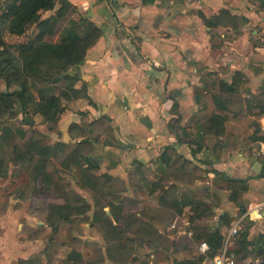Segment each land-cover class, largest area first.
I'll return each mask as SVG.
<instances>
[{"label": "crops", "instance_id": "obj_1", "mask_svg": "<svg viewBox=\"0 0 264 264\" xmlns=\"http://www.w3.org/2000/svg\"><path fill=\"white\" fill-rule=\"evenodd\" d=\"M67 1L72 20L89 19L102 36L74 69L87 96L63 100L58 120L37 129L51 146L88 138L96 168L87 177L98 189L74 164L57 175L49 166L85 209L52 225L46 205L67 200L19 197L28 175L13 179L10 166L0 178V264H204L198 245L207 242L194 236L219 232L224 243L236 222L227 251L264 261V116L242 101H264V0ZM235 73L240 103L222 112L213 82L232 85ZM216 113L226 120L215 136ZM184 203L181 213L172 206ZM130 247L125 261L118 248Z\"/></svg>", "mask_w": 264, "mask_h": 264}, {"label": "trees", "instance_id": "obj_2", "mask_svg": "<svg viewBox=\"0 0 264 264\" xmlns=\"http://www.w3.org/2000/svg\"><path fill=\"white\" fill-rule=\"evenodd\" d=\"M47 12L52 14L43 18ZM75 13V7L67 0H0V121L7 115L16 116V107L19 105L22 116L38 115L42 122H53L64 111L63 100L70 101L87 96L85 84L79 89L74 88L80 76L72 73L82 65L86 51L102 36V30L89 19L72 20ZM30 28L32 32L24 42L9 44L4 39L5 33L22 37ZM57 35L58 40L55 41L54 36ZM239 80V74L235 73L232 85L221 81L213 82L214 92L211 97L216 108L226 112L227 104L240 103L236 87ZM61 83H64L62 88L59 87ZM1 86H4L3 90ZM242 101L250 112L254 108L258 116H264L263 100H256L254 103L246 99ZM225 120V115H211L208 120V133L215 136L222 133ZM75 128V125L71 127ZM257 139L264 141V137ZM42 140L43 136L35 130L27 132L22 127L12 129L0 124V178L8 177L10 166H13L10 173L13 179L23 173L27 174L28 181L19 185L15 192L21 198L33 196L37 200V206L45 204L49 197L66 199L64 206L46 205L48 219H52L48 221L53 225V219H65L73 211L75 199H79L70 190L62 192L65 185L61 179L52 177L47 168L52 166L53 173L57 175L59 171L65 173L74 164L80 170L84 184L91 191L97 192L96 184L87 177L96 165L88 156L92 150L88 138L78 143H57L53 146L42 145ZM103 178L110 179L107 175ZM184 205L185 203L179 207L172 206L176 212L181 213ZM187 205L192 208L196 206L197 209L200 207V204ZM75 210L85 211L77 206ZM117 219L118 216L115 220ZM119 233L120 231L113 228L111 235L114 237ZM107 234L110 235L109 230L104 232L105 236ZM203 240L210 246L211 256L223 244L219 232L194 236L197 243ZM118 250L123 251L125 248Z\"/></svg>", "mask_w": 264, "mask_h": 264}, {"label": "rangeland", "instance_id": "obj_3", "mask_svg": "<svg viewBox=\"0 0 264 264\" xmlns=\"http://www.w3.org/2000/svg\"><path fill=\"white\" fill-rule=\"evenodd\" d=\"M47 14L49 13H45L44 14V17L47 16ZM32 32V29L30 28L29 30H27V32L25 33L24 36L22 37H16V36H10L8 35L7 33H5L4 35V39L6 42H8L9 44H18L20 42H24L26 41V39L28 38V36L31 34ZM54 40L57 41L58 40V35L57 36H54ZM15 46V45H13ZM77 72H74L72 74H76ZM64 86V83H61L59 85L60 88H62ZM1 89L3 90L4 89V86H1ZM244 89V88H242ZM241 89V92L244 93V90ZM16 116H5L3 120L0 121V124L3 125V126H10L12 129H15V128H24L25 130H27V132H32L33 130L39 132L42 136H43V140H42V145H48V141L46 140V137L37 129V127L42 124V122H40V116L38 115H35V116H31V115H27L26 116H22L20 114V107L19 105H17L16 107ZM57 121V120H56ZM56 121H53V122H48V123H54ZM36 122H39V123H36ZM257 120L256 121H253V123L251 122L250 126L252 127V129H255L257 130ZM17 140V139H16ZM48 146H51V145H48ZM10 158H12L10 156ZM22 185V184H21ZM65 190L67 191V187L64 188V190L62 192H65ZM121 193V192H119ZM51 199H49L50 201ZM119 203V201H117ZM121 205H122V202H121ZM126 205V204H125ZM137 250V248H136ZM133 253V249L130 247V248H127L125 251H121V253H119L118 255H120L121 257L123 256H127L128 254L131 255ZM130 258V256H127L125 258V261L128 260ZM129 261V260H128ZM164 261H162L163 263ZM154 264H157V263H154Z\"/></svg>", "mask_w": 264, "mask_h": 264}, {"label": "built area", "instance_id": "obj_4", "mask_svg": "<svg viewBox=\"0 0 264 264\" xmlns=\"http://www.w3.org/2000/svg\"><path fill=\"white\" fill-rule=\"evenodd\" d=\"M259 126L261 135L264 137V119L261 120ZM257 155H264V141L259 142V151ZM238 225L239 222H236L228 229L223 246L215 255L211 257L208 256L210 248L207 243L202 242L198 245V252L202 257H204V264H264V261L260 259L238 261L227 251V244H229V242L238 234Z\"/></svg>", "mask_w": 264, "mask_h": 264}]
</instances>
